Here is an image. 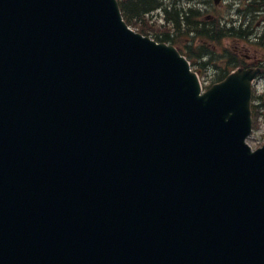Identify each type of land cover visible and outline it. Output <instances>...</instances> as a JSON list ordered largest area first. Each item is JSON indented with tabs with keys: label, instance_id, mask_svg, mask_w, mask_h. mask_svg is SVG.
I'll return each mask as SVG.
<instances>
[{
	"label": "water",
	"instance_id": "95a60500",
	"mask_svg": "<svg viewBox=\"0 0 264 264\" xmlns=\"http://www.w3.org/2000/svg\"><path fill=\"white\" fill-rule=\"evenodd\" d=\"M257 72L201 93L117 0H0V264H264Z\"/></svg>",
	"mask_w": 264,
	"mask_h": 264
},
{
	"label": "flooded vegetation",
	"instance_id": "af4514ba",
	"mask_svg": "<svg viewBox=\"0 0 264 264\" xmlns=\"http://www.w3.org/2000/svg\"><path fill=\"white\" fill-rule=\"evenodd\" d=\"M157 2L159 5L154 7L153 18H157L160 22H163L166 16L169 18L170 25L167 35L171 36L173 42L178 45L181 41L182 45L187 48L195 45V47L204 49L199 57L202 63L200 71L202 75L210 76L211 83L222 78L230 68L237 66L261 68V73L255 82L264 80V55L248 53L250 50L257 51L254 49V43L264 48V17L254 19L255 10H259L264 5L260 3L261 0H246L244 7L240 6L241 0H230V2L226 1L227 3L221 0L218 4L212 0H157ZM192 5L195 14L191 19ZM220 6L226 7L227 12L230 11L229 19L221 15ZM256 14H264V10H259ZM253 20L258 21L257 30L252 25ZM226 38L233 40L232 48L225 47L221 50L224 52L219 53L217 59L223 62L222 64L212 63L213 56L205 53V49L208 48L207 43L217 48L216 43L219 44ZM211 66L214 67L215 74L209 75L208 70Z\"/></svg>",
	"mask_w": 264,
	"mask_h": 264
},
{
	"label": "rangeland",
	"instance_id": "374dc122",
	"mask_svg": "<svg viewBox=\"0 0 264 264\" xmlns=\"http://www.w3.org/2000/svg\"><path fill=\"white\" fill-rule=\"evenodd\" d=\"M226 1L230 2V0H225V2ZM235 1H238V0H235ZM239 3H240L241 7H244L245 6L244 4L246 3V0H241V2H239ZM219 10L221 11V15H224L225 17H228V19L230 18V16H229L230 15V11L227 12L228 9L226 7L220 6ZM154 13L155 12H153L152 14H146L143 17L145 19H147L150 24L160 25L159 21H157V20L152 18V16H154ZM263 17H264V14H258V15L255 14V18L254 19H259V18H263ZM257 22H258L257 20H253L252 25L254 26V28H256ZM157 25L153 26L154 27L153 30L156 29V31H157V29H158ZM256 30H257V28H256ZM228 40H229V42H228ZM239 40L242 41V39H239ZM244 41H246V40H244ZM198 43H199V41H198ZM232 44H233V40L231 38L223 39L219 44L216 43V46H218L217 48H215L214 46H210L207 43V47L208 48L205 49V53H206V55H208L210 53L213 56L214 60L211 61L212 63L220 65L223 62H219V59H217L218 56H219V53H223L224 51H221V50L223 48H225V47L231 49L232 48ZM253 46H255L254 49H257V51H254V50L251 51L250 50V52H248L249 54H256V55H261V56L264 55V48L262 46L260 47L259 44H255V43H254ZM193 48L195 49V45L193 46ZM203 51H204V49H202V52ZM213 71H214V67L211 66V69L208 70V72H209L208 74L210 75V74L214 73ZM204 81H205L204 79H203V81H201L202 85H203V88H205V86H206ZM254 86H255L257 94L264 95V81L263 80L257 82ZM261 112H262L261 113L262 116L260 115L257 118L256 122L254 123L253 131H252L251 135L246 140L247 143L250 146H252L253 148H255L257 146H260L261 143L264 142V122H263V120H264V114H263L264 113V106H262Z\"/></svg>",
	"mask_w": 264,
	"mask_h": 264
},
{
	"label": "trees",
	"instance_id": "16d2710c",
	"mask_svg": "<svg viewBox=\"0 0 264 264\" xmlns=\"http://www.w3.org/2000/svg\"><path fill=\"white\" fill-rule=\"evenodd\" d=\"M119 4L122 10L123 17L129 24H136V26L139 27V31L143 32L144 34L152 33L151 36L156 40H169V37L166 35L159 36V33L156 32V29L153 30L154 27L146 22V20H144L142 17L143 14L156 6L157 3L155 2V0H119Z\"/></svg>",
	"mask_w": 264,
	"mask_h": 264
}]
</instances>
